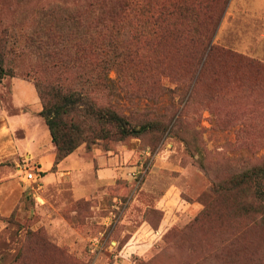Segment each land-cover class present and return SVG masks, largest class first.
Wrapping results in <instances>:
<instances>
[{"label":"rangeland","instance_id":"374dc122","mask_svg":"<svg viewBox=\"0 0 264 264\" xmlns=\"http://www.w3.org/2000/svg\"><path fill=\"white\" fill-rule=\"evenodd\" d=\"M92 1L30 0L22 16L6 11L4 17L16 21L21 35L37 30L42 8L78 12ZM111 7L108 1L103 13ZM211 9L216 17L224 12L215 50L206 51L198 69L200 53L180 49L173 37L156 41L133 23L108 26V49L136 47L144 57L139 68L156 69L164 87L116 59L108 73L114 84L92 95L133 123L142 115L158 126L78 148L84 160L78 198L63 181L25 180L18 207L0 219V264H264V227L239 210L244 200L256 203L252 193L218 188L264 165V70L233 57L264 66L254 54L264 56V24L257 25L264 0H215ZM23 52L9 55L5 69L34 83L35 57ZM33 95L24 94L28 105ZM7 97L2 90L4 103ZM42 130L34 148L48 150L53 143L44 122ZM106 162L115 178L112 170L98 171Z\"/></svg>","mask_w":264,"mask_h":264},{"label":"trees","instance_id":"16d2710c","mask_svg":"<svg viewBox=\"0 0 264 264\" xmlns=\"http://www.w3.org/2000/svg\"><path fill=\"white\" fill-rule=\"evenodd\" d=\"M108 1L113 7L105 15L103 7ZM214 3L215 0H94L78 12L53 6L38 11L36 31L23 29L19 35L16 21L7 20L5 12L22 16L30 0H0V82L15 77L14 71L5 69L8 56L24 53V48L31 51L37 64L34 85L42 107L38 116L47 125L56 147L54 169L83 144L91 149L100 141L140 136L158 126L151 120L144 121L142 115L138 123H133L92 95L94 91H107L114 84L108 73L116 59L141 76L142 71L153 75L146 79H151L148 83L164 87L156 78V69L147 65L148 70L139 68L144 57L138 55L136 47L121 52L108 49L104 37L108 26L133 23V27L141 25L147 36L156 41L173 37L180 49L200 53L198 69L206 51L215 50L213 35L224 11L216 17L211 9ZM44 20L48 21L45 26ZM60 22L64 24L62 28ZM221 53L228 55L226 51L220 50ZM116 54L118 57L114 58ZM233 57L264 70L254 59ZM218 188L237 191L242 196L250 191L256 203L244 200L239 210L241 215L256 216L254 219L264 227V165L248 168Z\"/></svg>","mask_w":264,"mask_h":264},{"label":"crops","instance_id":"0c3cea01","mask_svg":"<svg viewBox=\"0 0 264 264\" xmlns=\"http://www.w3.org/2000/svg\"><path fill=\"white\" fill-rule=\"evenodd\" d=\"M261 12L264 13L263 10ZM262 24H264V16L257 22L258 27L263 26ZM254 51L258 58L264 60V56H258L256 50ZM4 89L8 94L6 103L2 101ZM26 91L37 94V97L33 95L30 99V105L24 96ZM41 108L39 95L31 81L9 77L0 83V215L2 217H9L14 213L27 190V185L24 183L26 172L23 171L22 165L29 170L37 169L36 180L39 176L45 184L60 180L68 184L74 198L83 194L84 160L78 149L54 169L55 145L53 144L48 150L34 148L35 141H40L44 132L40 131L44 120L38 116ZM45 126L47 127L46 124ZM17 129L22 132L20 139L16 135ZM106 169L113 171L112 165L109 166L108 162L99 167L98 171L104 172ZM113 173L112 178H115V171Z\"/></svg>","mask_w":264,"mask_h":264},{"label":"built area","instance_id":"2783aa9c","mask_svg":"<svg viewBox=\"0 0 264 264\" xmlns=\"http://www.w3.org/2000/svg\"><path fill=\"white\" fill-rule=\"evenodd\" d=\"M25 172L27 181L36 180V174L29 170L28 167L25 168Z\"/></svg>","mask_w":264,"mask_h":264}]
</instances>
